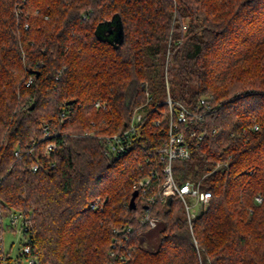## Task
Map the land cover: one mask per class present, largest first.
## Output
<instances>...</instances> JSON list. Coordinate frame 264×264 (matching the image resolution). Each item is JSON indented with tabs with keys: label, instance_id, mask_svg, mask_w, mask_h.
<instances>
[{
	"label": "trees",
	"instance_id": "obj_1",
	"mask_svg": "<svg viewBox=\"0 0 264 264\" xmlns=\"http://www.w3.org/2000/svg\"><path fill=\"white\" fill-rule=\"evenodd\" d=\"M114 20L119 42L104 37ZM168 95L197 114L179 124L190 155L174 180L212 195L190 224L176 196L128 207L137 179H163ZM135 110L130 150L108 158L99 136ZM0 203L29 218L37 264H264V0H0Z\"/></svg>",
	"mask_w": 264,
	"mask_h": 264
},
{
	"label": "built area",
	"instance_id": "obj_2",
	"mask_svg": "<svg viewBox=\"0 0 264 264\" xmlns=\"http://www.w3.org/2000/svg\"><path fill=\"white\" fill-rule=\"evenodd\" d=\"M34 80V76L31 73L25 80V85H30ZM209 97L203 96L200 99V104H203ZM165 103L168 106L166 116H168V126L166 131V137L162 141V144L156 149L158 162L162 165L163 179L160 184L155 187L154 180L156 179V173L151 171L148 175L137 179L135 182L138 193L140 191L141 197L148 205L155 203L158 199L161 201L168 200L172 196H176L180 199L188 223L190 224L201 210H204L210 200L211 191L202 188V178L197 180L188 178L180 183L174 180L172 172V163L177 159H185L190 155L189 147L185 139L184 132L179 128V124H184L192 121L197 114L188 109L184 104L180 102H173V100L167 96ZM95 106H100V102H96ZM63 116L65 112L61 113ZM175 114V115H174ZM175 116V118L173 117ZM144 120V111L135 110L131 116L128 125L120 132L100 135L104 142V153L108 158H117L121 154L130 150L134 136L138 134L140 124ZM50 128L45 125L44 135L41 139L49 138L54 133L49 130ZM56 147L54 141L48 140L44 147L45 153H50ZM32 150V146L29 147V151ZM15 154H18V149L15 150ZM52 165V164H51ZM32 171L44 170L47 171L48 166L44 163L34 161L30 166ZM257 201H260V197H256ZM102 202L95 200L91 203L93 208L101 207ZM7 219V223L5 220ZM142 222L148 224L149 227L157 225V218L150 213L144 214L141 218ZM29 218L21 211H6L0 203V263L1 264H23L22 260L26 259L27 264H37L36 258L31 255H27L30 251V233H29ZM10 230L11 232L20 233L24 241L22 242L21 251L17 252L14 256L10 255V249L4 250L3 245V232ZM11 247V246H10ZM114 255V251L110 252ZM119 258H125L120 255ZM111 264V263H106Z\"/></svg>",
	"mask_w": 264,
	"mask_h": 264
},
{
	"label": "rangeland",
	"instance_id": "obj_3",
	"mask_svg": "<svg viewBox=\"0 0 264 264\" xmlns=\"http://www.w3.org/2000/svg\"><path fill=\"white\" fill-rule=\"evenodd\" d=\"M261 201V200H260ZM7 223V219L5 220ZM161 227V223H157L154 227H148L143 231L141 235L142 245L150 250H155L159 243V229ZM24 241L23 236L18 232H11L10 230H6L3 232V245L4 250L10 249V255L14 256L18 251L20 252L22 249V242ZM11 246V247H10ZM23 264H27L26 259L22 260Z\"/></svg>",
	"mask_w": 264,
	"mask_h": 264
},
{
	"label": "water",
	"instance_id": "obj_4",
	"mask_svg": "<svg viewBox=\"0 0 264 264\" xmlns=\"http://www.w3.org/2000/svg\"><path fill=\"white\" fill-rule=\"evenodd\" d=\"M105 27H107V33L104 37L110 39L111 41L119 42L122 39L123 31L121 26L118 24L116 20L112 22L104 23ZM101 29V28H100ZM102 31V30H101ZM104 33H102L103 35ZM31 73H36L34 70H30ZM73 100H69L67 103H72ZM138 195V190L135 189L132 191L131 197L129 199L128 207L129 209H134L136 207L135 198ZM106 200V198H105ZM168 201H170V198H168ZM119 264H126L125 261L120 262Z\"/></svg>",
	"mask_w": 264,
	"mask_h": 264
}]
</instances>
